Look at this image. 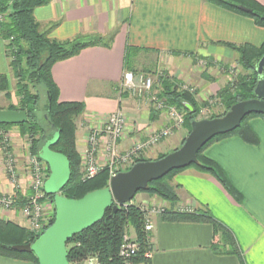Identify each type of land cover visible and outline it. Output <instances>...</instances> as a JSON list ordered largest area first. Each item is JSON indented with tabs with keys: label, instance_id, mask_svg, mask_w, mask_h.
I'll return each mask as SVG.
<instances>
[{
	"label": "crops",
	"instance_id": "obj_1",
	"mask_svg": "<svg viewBox=\"0 0 264 264\" xmlns=\"http://www.w3.org/2000/svg\"><path fill=\"white\" fill-rule=\"evenodd\" d=\"M254 1L264 7V0ZM33 15L44 29L52 26L49 37L58 42L112 37L108 48H85L74 57L54 63L50 69L58 101L85 106L84 113L75 120V147L80 165L87 159L89 136L102 130L109 115L116 111L124 116L116 146L118 154L168 123L165 114L153 109L148 95L138 99L120 93L128 52L153 55L159 67L168 72L171 82L186 84L190 77H195L193 72H199L197 60L218 65L238 61V53L224 44L260 47L264 43V28L256 26L251 18L207 0H51L36 8ZM10 74L5 42L0 38V75L8 78ZM226 77L215 78L217 81L212 85L197 80L198 101H195L205 102L209 95L216 94L223 88ZM249 125L258 137V144L248 145L228 136L213 141L203 150V155L223 171L230 186L240 194V204L213 176L192 167L181 169L171 178L178 198L176 205L144 194L138 203L179 212L208 210L231 231L245 264H264V121L252 117ZM185 132L183 126L174 140H181ZM106 144V137L101 135L94 154L97 169L109 161ZM0 191H10L1 173ZM148 215L153 225L148 264H240L228 247L221 254L213 251L211 225L166 222L160 212ZM3 217L5 213L0 210V218ZM0 264L31 263L0 256Z\"/></svg>",
	"mask_w": 264,
	"mask_h": 264
},
{
	"label": "trees",
	"instance_id": "obj_2",
	"mask_svg": "<svg viewBox=\"0 0 264 264\" xmlns=\"http://www.w3.org/2000/svg\"><path fill=\"white\" fill-rule=\"evenodd\" d=\"M50 1L51 0H0V12H5L9 9L5 21L0 23V38L5 42V51L8 52L7 57L9 59V68L12 75L20 81L27 79L30 84L42 86L46 96L42 118L44 123L42 125L36 117L39 97L37 95H30L26 90L25 84L18 83V91L24 96V99L21 101L23 106L22 110L27 112L28 121L25 124L16 126L22 128L26 127L28 132L32 133L31 135L34 139L31 151L39 160L38 153L41 147L51 138L48 136V132L52 131L54 133H59L58 141L51 150L65 156L70 166L69 181L61 191V195L67 199L77 200L90 192L107 188L109 182L108 170L104 169L90 179H81L80 157L75 147V120L84 113L85 106L83 103L58 101V90L52 81L50 69L54 63L74 57L85 48L95 46L108 48L112 37L104 39L103 37L97 36L85 42L80 40L58 42L51 39L49 33L52 26L48 29H44L35 20L33 15L36 8L45 6ZM207 1L225 10L249 17L256 26L264 28V7L254 0ZM239 6L250 9L251 13L240 11L238 9ZM224 45L235 50L240 56L242 66L247 69H252L254 75L252 78L248 77L241 79L236 85H228L218 93V98L224 105V113L217 117L224 116L234 104L254 98L253 90L257 81L255 68L264 55V43L260 47H253L250 45L233 47L228 44ZM7 79L6 75H0V93L8 91ZM160 87L161 91L159 92V98L164 100L167 104L176 107L184 114L183 126H186L188 135L191 123L196 121L197 113L199 112L194 98L188 92L179 90L178 86L174 85L168 77L161 79ZM185 104L189 105L191 109L187 108ZM7 110L15 109L9 108ZM252 117H260L264 121L263 115L252 114L245 117L241 121L240 126L233 132L210 140L197 153V162L189 166L197 171L208 173L213 176L238 204L241 203L240 194L230 186L223 171L213 161L203 155V150L213 141L228 136L237 137L248 145L258 144V137L249 125V120ZM213 118L215 117H210L209 119ZM10 126L12 125H0V127L3 128ZM165 156L166 155H162L158 159ZM146 161L147 160L143 159H134L132 165ZM178 171L180 170L171 171L165 177L149 183L146 190L139 193L158 196L169 202L172 206L176 205L178 198L170 181L172 176ZM46 198L52 202V197L46 195ZM160 215L162 220L166 222H190L211 225L214 233L211 244L213 251L216 254H221L224 253L225 249L228 247L229 252L238 257L240 264H245L241 251L231 231L218 222L208 210L179 212L170 209L161 210ZM144 217V211L129 203L121 206L114 214L111 209L107 210L104 219L100 223L81 234L73 236L67 242L68 264H84V260L88 256H96L101 264H126L132 260L138 263L148 264V260L143 256L142 259L139 258L141 257L140 255H143L151 248L149 235L144 231ZM53 221L54 207L53 218L49 226L52 225ZM127 226H132L135 230L139 251L134 258L125 262L118 257V249ZM41 234L37 236L33 235L14 223L2 221L0 219V256L28 261L31 264H38L37 258L33 254L17 253L13 250V247L32 244Z\"/></svg>",
	"mask_w": 264,
	"mask_h": 264
},
{
	"label": "water",
	"instance_id": "obj_3",
	"mask_svg": "<svg viewBox=\"0 0 264 264\" xmlns=\"http://www.w3.org/2000/svg\"><path fill=\"white\" fill-rule=\"evenodd\" d=\"M238 9L251 13L243 6ZM255 71L257 81L253 99L234 104L222 117L193 121L180 148L161 159L133 164L129 170L110 177L107 188L90 192L77 200L61 195L69 181L70 166L65 156L51 150L58 141L59 133L49 131L51 138L43 144L38 157L49 170L43 188L45 194L52 197L54 221L32 244L14 246L13 250L20 254H33L38 264H68L67 242L100 223L107 210L111 209L114 214L121 206L131 202L137 193L146 190L149 183L171 171L195 164L197 153L210 140L233 132L245 117L252 114L264 116V55ZM185 106L191 109L189 105ZM27 121L24 110H0V125L16 126Z\"/></svg>",
	"mask_w": 264,
	"mask_h": 264
},
{
	"label": "rangeland",
	"instance_id": "obj_4",
	"mask_svg": "<svg viewBox=\"0 0 264 264\" xmlns=\"http://www.w3.org/2000/svg\"><path fill=\"white\" fill-rule=\"evenodd\" d=\"M8 12L9 9L6 10L5 12H0V23L5 21ZM7 53L8 52L5 51L6 56ZM229 64L230 65H222V64L218 65L216 62H211V61L207 62L204 59L197 60L195 66L199 69L198 70L199 72L197 73L193 72L195 77H190V79H188V82H186V84H178L173 82L174 85L178 86L179 90L188 92L190 95H192L194 100L196 99L198 101V98L195 97L196 94H198L197 93L198 87L196 84L197 80L201 81L200 79H202L204 83L208 82L211 83L212 85L217 81V79L215 78L220 77L221 75L227 76L225 78L226 80L224 81L223 88H220L216 94L212 96L209 95L208 98L205 100V102L197 103L195 101L197 107L199 108V112L197 113L196 120L209 119L210 117L217 118V116H221L224 113V105L219 100L218 93L222 91L226 86L236 85L241 79L248 77L252 78L254 75L252 69H247L242 66L239 54H238V61L231 62ZM125 72H132L136 78H138L139 76L150 78L152 80V89H151L152 98L154 97L157 100H162L159 98V92L161 91L160 90L161 79L168 77L167 76L168 72L164 70V68L159 67L158 62L153 55L146 56L145 54H142L137 51L129 52L126 58ZM7 81H8V91L0 93V109L7 110L9 108H14L15 110H22L23 106L21 101L24 99V96L18 91V85H19L18 83H23L25 84L26 90L30 95H37L39 97V102L36 110V117L37 120L40 122V124L43 125L44 123V120L42 119L43 108L46 103V96L42 86L30 84L27 79L25 80L23 79V81L22 80L20 81L16 77H14L12 73L8 77ZM119 91L120 93H126L130 95V97H132V95L122 86H120ZM153 107H154L153 109H155L154 105ZM182 127L175 130L172 133V135L168 136L167 139L160 141L156 145L152 146L150 149L140 153V155L136 156L135 159L154 161L157 160L162 155H167L177 150L181 146L183 139L187 136V131H186L182 135L181 140L178 141L174 140L176 139L175 138L176 132H178ZM31 134L32 133L28 132V129L26 127L24 128L19 126H10L6 128L0 127V173L6 178L7 183L10 186L9 192L6 193L0 191V195L7 196L11 194L16 197V205L14 207H11L9 209L0 207V210L3 213H5V217L0 219L2 221L14 223L17 226L26 229V231L28 232H30V229L28 227L26 220L23 218L21 214L20 208L24 198L27 197L28 195H31V188H29V184L32 183L33 181L30 180L31 177L30 175H28L27 169L28 166L31 165V161L37 158L31 151L32 142L34 139V137H32ZM169 139H170L169 142L171 143H168L166 146L162 145V147L158 148L162 143H164ZM106 140L108 141L107 137ZM89 148L90 146L88 145L87 159H85L83 161V164L80 165V174L82 180H87L86 170L89 165L88 164V156L90 152ZM106 149L108 150L107 144H106ZM109 161H110V154H109ZM109 161L107 164H105L103 168L96 170L95 175H97L102 170L107 169L110 178V169L108 168ZM93 163L97 168L95 159L93 160ZM12 164L14 165L16 172L15 174L16 178H14L15 182H12L11 180L12 177L10 178V175L8 173V166ZM14 183L15 186H13ZM143 194L147 195L150 198L154 197L163 200L158 196H152L145 193H137L134 196L133 200L129 202V204L134 205L138 207L140 210L144 211L145 215L151 212H160L161 211L160 207H157L155 204L141 205V203H138L139 198L143 197ZM184 211H191V210L187 209ZM11 215L13 218L11 217ZM14 217H18V219H15ZM123 236H128L131 239L137 241V236L132 226H127L125 228ZM150 238H151V234L149 235V242H150ZM140 256L141 257L139 258L142 259L143 255ZM126 264H145V263H138L137 261L132 260Z\"/></svg>",
	"mask_w": 264,
	"mask_h": 264
},
{
	"label": "built area",
	"instance_id": "obj_5",
	"mask_svg": "<svg viewBox=\"0 0 264 264\" xmlns=\"http://www.w3.org/2000/svg\"><path fill=\"white\" fill-rule=\"evenodd\" d=\"M121 86L125 88L133 97L142 98L146 95L150 97L151 103L155 106V110L159 113L165 114L168 123L165 128L157 130L131 149H128L122 154H117L116 146L122 135L124 126V116L120 111L111 114L103 126L102 130L94 131L88 139L89 156L88 168L86 170V179L92 178L96 174V166L93 163L94 154L97 151L98 138L101 135L107 137V146L110 154V161L108 168L110 169V177L119 173L125 172L132 166V162L140 153L150 149L162 140L168 138L172 133L183 126L184 114L176 107L167 104L164 100H157L152 98V80L139 76L136 78L132 72H125L123 75ZM10 164V163H9ZM28 175L31 177L32 183L29 184L31 188V195L24 198L21 204V214L26 220L30 233L39 235L45 231L53 218V203L46 198L44 192V183L48 178V169L44 162L35 158L31 161V165L27 169ZM8 173L12 182L16 178L14 165L8 166ZM110 179V178H109ZM15 186V183L13 184ZM17 186V185H16ZM16 205V197L14 195L2 196L0 195V207L9 209ZM46 211V212H45ZM144 231L150 235L153 231V225L150 222L148 213L144 217ZM139 251V245L136 240L128 236H123L119 249L118 257L125 262L134 258ZM152 256L151 250L145 252L143 257L149 260ZM84 264H101L96 256H88L84 260Z\"/></svg>",
	"mask_w": 264,
	"mask_h": 264
}]
</instances>
